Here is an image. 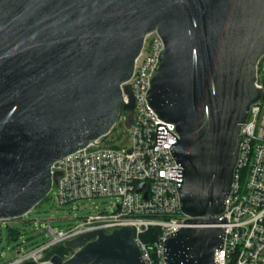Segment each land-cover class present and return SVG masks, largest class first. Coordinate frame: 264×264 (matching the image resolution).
<instances>
[{
	"label": "water",
	"instance_id": "95a60500",
	"mask_svg": "<svg viewBox=\"0 0 264 264\" xmlns=\"http://www.w3.org/2000/svg\"><path fill=\"white\" fill-rule=\"evenodd\" d=\"M152 32L163 49L145 99L178 133L158 124L156 147L166 133L177 140L169 151L181 169L170 171L186 217L166 236L164 261L217 264L240 129L263 98L264 0H0L1 222L29 214L57 184L55 162L133 112V92L121 85ZM70 245L69 259L57 246L41 264H145L128 227Z\"/></svg>",
	"mask_w": 264,
	"mask_h": 264
},
{
	"label": "built area",
	"instance_id": "2783aa9c",
	"mask_svg": "<svg viewBox=\"0 0 264 264\" xmlns=\"http://www.w3.org/2000/svg\"><path fill=\"white\" fill-rule=\"evenodd\" d=\"M162 49L157 32L147 35L131 80L121 85L122 90L127 86L133 92V112H121L107 136L58 160L51 168L52 175L60 174L51 190L56 205L109 198L116 199L115 212L90 215L68 233L52 232L49 242L31 252H17L6 264H41L46 253L57 246L94 231L111 234L125 227L133 230L134 242L145 264H166V236L179 231L186 217L180 209L177 182L171 179L178 171H170L180 168L169 151L177 140L166 133V141L156 147L158 124L167 126L179 140L178 133L174 124L156 117L145 99ZM257 78L263 98L251 106L240 129L239 159L222 214L227 219L226 235L222 250L215 254L217 264H264V83L258 72ZM123 101H129L124 93ZM129 116L132 124L128 128ZM153 229L158 230V235L149 243L144 235Z\"/></svg>",
	"mask_w": 264,
	"mask_h": 264
},
{
	"label": "rangeland",
	"instance_id": "374dc122",
	"mask_svg": "<svg viewBox=\"0 0 264 264\" xmlns=\"http://www.w3.org/2000/svg\"><path fill=\"white\" fill-rule=\"evenodd\" d=\"M115 210L116 199L109 198L84 200L60 207L55 203L54 192H50L29 214L1 224L0 264H6L14 259L19 251L31 252L49 242L52 239V232L68 233L90 215L113 213ZM12 232H17L18 235L10 238ZM71 242L62 245V248L70 250L66 258L71 257L76 251L70 245Z\"/></svg>",
	"mask_w": 264,
	"mask_h": 264
},
{
	"label": "trees",
	"instance_id": "16d2710c",
	"mask_svg": "<svg viewBox=\"0 0 264 264\" xmlns=\"http://www.w3.org/2000/svg\"><path fill=\"white\" fill-rule=\"evenodd\" d=\"M263 61H264V59H263ZM258 75L259 76L261 75V79H262V81L264 83V68L262 67V62L259 65ZM17 235H18L17 232H12L10 234V238H14ZM157 235H158V230L157 229H153L149 233H147L146 235H144V239H145V241H147V242L150 243V242H152L153 240L156 239ZM68 253H70V250L69 249L62 248V252H61V255L62 256H66Z\"/></svg>",
	"mask_w": 264,
	"mask_h": 264
}]
</instances>
